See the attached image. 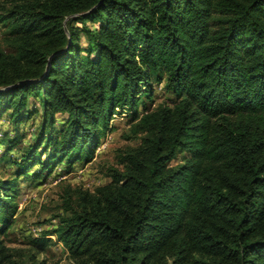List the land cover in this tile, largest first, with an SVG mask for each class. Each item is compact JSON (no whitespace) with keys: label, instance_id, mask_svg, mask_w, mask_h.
Segmentation results:
<instances>
[{"label":"trees","instance_id":"trees-1","mask_svg":"<svg viewBox=\"0 0 264 264\" xmlns=\"http://www.w3.org/2000/svg\"><path fill=\"white\" fill-rule=\"evenodd\" d=\"M0 10V114L20 124L38 101L43 117L18 160L14 138H0V161L15 166L0 176V264H47L56 242L74 264H264V0H0ZM153 83L173 99L149 108ZM120 113L136 144L115 152L109 182L68 186L54 230L10 247L19 179L91 162Z\"/></svg>","mask_w":264,"mask_h":264},{"label":"rangeland","instance_id":"rangeland-1","mask_svg":"<svg viewBox=\"0 0 264 264\" xmlns=\"http://www.w3.org/2000/svg\"><path fill=\"white\" fill-rule=\"evenodd\" d=\"M2 11L0 10V13ZM6 28L0 24V38L4 36ZM4 47V44H1ZM172 100L169 93L164 92V88L159 83H153L152 101L146 99V105L150 108L156 106L163 100ZM32 98L29 99V102ZM32 110L29 119L20 124L14 125L9 118L10 111L0 114V138L7 130L9 137L14 138V143L10 145L9 158L19 159L23 150L30 145H34L37 135L41 130L43 117L41 106L37 102L27 105V110ZM66 115L55 114V126L59 128ZM128 116L120 113L114 116L111 121L113 129L108 130L99 141V146L94 152V157L87 164L78 165L67 172L65 165L56 168L50 176L43 179H30L21 177L18 181V193L15 195L17 203V213L6 236L7 244L10 247H24V242L29 236H39L43 231L51 232L58 224V215H62L65 210L66 190L68 186L80 187L94 191L97 186L109 182L108 168L113 165V155L118 149L133 146L136 141L125 139L128 128ZM5 146L0 147V153L4 152ZM41 148L38 150L40 152ZM45 159L44 156H40ZM7 159L0 161V176L9 175L15 166L6 164ZM179 163V160L172 164ZM36 168L31 169L30 174ZM50 237H54L50 235ZM41 257L46 259L47 264H74L69 259L67 250L60 242L50 246Z\"/></svg>","mask_w":264,"mask_h":264}]
</instances>
